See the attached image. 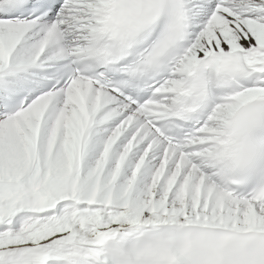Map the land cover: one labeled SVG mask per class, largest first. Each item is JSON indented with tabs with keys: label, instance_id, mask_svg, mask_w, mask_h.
<instances>
[{
	"label": "snow or ice",
	"instance_id": "snow-or-ice-1",
	"mask_svg": "<svg viewBox=\"0 0 264 264\" xmlns=\"http://www.w3.org/2000/svg\"><path fill=\"white\" fill-rule=\"evenodd\" d=\"M0 264H264V0H0Z\"/></svg>",
	"mask_w": 264,
	"mask_h": 264
}]
</instances>
